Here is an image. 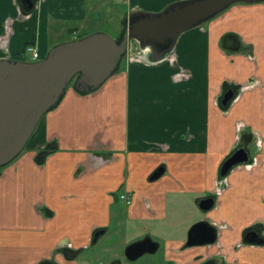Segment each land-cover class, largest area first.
I'll list each match as a JSON object with an SVG mask.
<instances>
[{
    "label": "crops",
    "instance_id": "crops-1",
    "mask_svg": "<svg viewBox=\"0 0 264 264\" xmlns=\"http://www.w3.org/2000/svg\"><path fill=\"white\" fill-rule=\"evenodd\" d=\"M33 1L27 13L19 0H0V58L27 61L32 45L43 59L52 46L93 33L90 14L103 0ZM178 1L107 0L118 12L114 38L132 13ZM237 148L257 164L233 168L214 199L221 165ZM116 192L131 201L120 199L117 222H136V237L171 238L178 247L183 231L205 219L218 229L225 264H264V246L243 241L250 228L262 237L264 223V3L234 4L185 31L160 61L132 40L96 91L69 87L0 169V264H89L80 252L95 231L109 230ZM208 197L214 206L202 212Z\"/></svg>",
    "mask_w": 264,
    "mask_h": 264
},
{
    "label": "water",
    "instance_id": "water-1",
    "mask_svg": "<svg viewBox=\"0 0 264 264\" xmlns=\"http://www.w3.org/2000/svg\"><path fill=\"white\" fill-rule=\"evenodd\" d=\"M19 1L24 12L32 11L33 0ZM255 3H264V0H182L158 13H132L119 41L107 33L94 32L52 46L47 55L36 62L0 58V168L22 153L40 119L56 107L71 83L76 92L90 93L112 76L128 52L130 41L148 49L151 61H160L171 52L185 31L201 26L234 4ZM232 98L233 93L227 92L222 105L226 106ZM248 160V153L243 148L236 149L222 163L220 177ZM162 171V168L157 169L150 180L157 179ZM213 206L214 199L210 197L198 203L202 212ZM194 235L202 236L203 240L188 242V245L213 244L216 229L208 222H197L188 231V237ZM243 241L264 245L257 228L247 229ZM140 247L146 249L142 248L136 257L155 250V244L148 240L132 244L126 250Z\"/></svg>",
    "mask_w": 264,
    "mask_h": 264
},
{
    "label": "flooded vegetation",
    "instance_id": "flooded-vegetation-1",
    "mask_svg": "<svg viewBox=\"0 0 264 264\" xmlns=\"http://www.w3.org/2000/svg\"><path fill=\"white\" fill-rule=\"evenodd\" d=\"M198 222L208 221L202 219ZM194 224L195 223H192L186 228V230L183 231L184 236L181 240L180 246L178 247H176V241H172L171 238H158L148 233H142L133 240L126 243L122 252L119 255H115V257L110 260L109 264H225L226 256L222 252L220 243L218 241V230L216 232V240L213 244L199 246L188 245V242L192 243L203 240L202 236L200 238L196 237L195 235L188 237V231ZM108 231L105 229H99L95 231L89 243L90 245H86L81 251L88 249L91 244L96 245L101 237L107 235ZM145 240L155 244L154 252H145L136 257L135 255L140 253L142 248L146 249V247L135 248L130 251L126 250L130 245ZM239 245L243 244L240 243ZM213 246L215 248L214 252ZM148 249L152 250V248L149 247ZM195 249L201 250V254L197 256L194 255L192 252ZM134 256L136 258H132Z\"/></svg>",
    "mask_w": 264,
    "mask_h": 264
},
{
    "label": "rangeland",
    "instance_id": "rangeland-1",
    "mask_svg": "<svg viewBox=\"0 0 264 264\" xmlns=\"http://www.w3.org/2000/svg\"><path fill=\"white\" fill-rule=\"evenodd\" d=\"M106 1L107 0L101 1L100 10H98L97 13L90 14V20L94 22L90 24L89 31L93 33H107L112 37H115L116 33L113 31L112 26L117 22L116 14L118 12L116 11L115 7H111V5L108 6ZM106 9L109 10L107 11ZM104 10L107 11L105 14L103 13ZM202 25L204 26L205 23ZM23 58L27 61H30L29 56H25ZM72 84L73 83L70 84V87L73 86ZM3 167H1L0 169H2ZM114 198V203L111 206V212L113 214L112 216H114V219H112V222L109 225V231L107 235L101 237L96 245L91 244L88 249H84L83 251H81V258L87 260L89 264H109L110 260H112L115 255H119L122 252L124 245L136 237L134 234H136L138 230L136 228H133L137 224L136 222H133V224L128 223L125 225L124 221H122V223L120 221L117 222L118 216H121V214L124 215L125 203H123L119 199V192H116L114 194ZM196 215L197 216H195V218L203 217V213H200L199 211ZM131 231L132 233H130Z\"/></svg>",
    "mask_w": 264,
    "mask_h": 264
},
{
    "label": "built area",
    "instance_id": "built-area-1",
    "mask_svg": "<svg viewBox=\"0 0 264 264\" xmlns=\"http://www.w3.org/2000/svg\"><path fill=\"white\" fill-rule=\"evenodd\" d=\"M25 52L29 55L30 59L32 61H35L38 59V51H37V48L35 46H32V45H29L25 48ZM261 140L257 137V140L255 142V147L257 149H261ZM257 164V159L256 158H253V160L251 161L250 164H243V165H238L237 167L239 166H243L244 168L246 169H250L253 165ZM226 178H219L215 181L214 183V187H213V195L215 197H219L222 193H223V190H224V187L226 185ZM120 199L123 200L126 204H130V199L126 196V195H121L120 196ZM262 234H263V237H264V223L262 224ZM67 248H71V244L68 243L66 245Z\"/></svg>",
    "mask_w": 264,
    "mask_h": 264
},
{
    "label": "trees",
    "instance_id": "trees-1",
    "mask_svg": "<svg viewBox=\"0 0 264 264\" xmlns=\"http://www.w3.org/2000/svg\"><path fill=\"white\" fill-rule=\"evenodd\" d=\"M126 28V27H125ZM125 32V29H124V31H123V33ZM86 35H89L88 33H81L80 35H79V38H81V37H84V36H86ZM122 37V36H121ZM121 38H119V39H117V41H119ZM228 105H226V106H224L225 108L227 107Z\"/></svg>",
    "mask_w": 264,
    "mask_h": 264
}]
</instances>
